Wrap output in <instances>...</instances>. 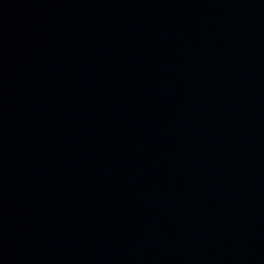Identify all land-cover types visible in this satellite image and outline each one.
<instances>
[{
  "label": "water",
  "instance_id": "95a60500",
  "mask_svg": "<svg viewBox=\"0 0 264 264\" xmlns=\"http://www.w3.org/2000/svg\"><path fill=\"white\" fill-rule=\"evenodd\" d=\"M0 264H264V0H0Z\"/></svg>",
  "mask_w": 264,
  "mask_h": 264
}]
</instances>
